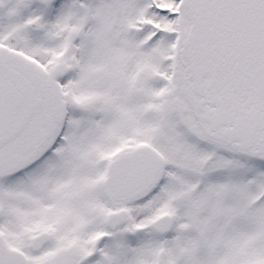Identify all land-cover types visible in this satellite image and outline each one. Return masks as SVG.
Here are the masks:
<instances>
[{"label":"snow or ice","instance_id":"snow-or-ice-1","mask_svg":"<svg viewBox=\"0 0 264 264\" xmlns=\"http://www.w3.org/2000/svg\"><path fill=\"white\" fill-rule=\"evenodd\" d=\"M0 264H264V0H0Z\"/></svg>","mask_w":264,"mask_h":264}]
</instances>
